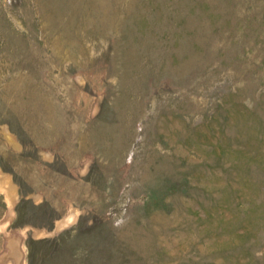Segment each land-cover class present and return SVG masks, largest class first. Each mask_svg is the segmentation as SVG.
<instances>
[{"label": "rangeland", "instance_id": "374dc122", "mask_svg": "<svg viewBox=\"0 0 264 264\" xmlns=\"http://www.w3.org/2000/svg\"><path fill=\"white\" fill-rule=\"evenodd\" d=\"M0 264H264V0H0Z\"/></svg>", "mask_w": 264, "mask_h": 264}]
</instances>
